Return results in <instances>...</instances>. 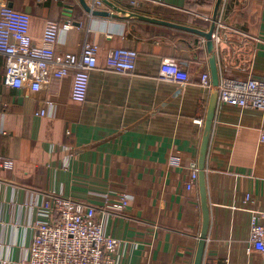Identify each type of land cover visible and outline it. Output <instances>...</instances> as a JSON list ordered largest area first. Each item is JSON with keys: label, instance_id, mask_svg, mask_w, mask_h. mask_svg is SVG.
<instances>
[{"label": "crops", "instance_id": "0c3cea01", "mask_svg": "<svg viewBox=\"0 0 264 264\" xmlns=\"http://www.w3.org/2000/svg\"><path fill=\"white\" fill-rule=\"evenodd\" d=\"M88 2L91 0H87ZM124 9L208 30L217 0H110ZM31 15L41 41L47 20L72 21L59 32V51L100 45L87 100L71 97L72 76L39 90L5 83L0 53V264L28 258L36 211L31 201L64 195L97 207L107 232L122 239L120 264H193L202 229L198 184L188 188L198 158L211 91L206 43L193 32L132 18L90 16L80 0H12ZM100 9L113 11L104 2ZM184 14V15H183ZM224 41L219 71L264 78V0L222 1ZM139 51L132 73L105 65L109 49ZM212 78V76H211ZM45 107L47 114L37 111ZM264 110L223 105L217 110L207 164L211 225L204 264H264L250 249V211L264 209ZM179 160L176 162L174 158ZM126 191L124 212L106 211L99 193ZM246 192L253 201L244 202ZM98 193V194H97Z\"/></svg>", "mask_w": 264, "mask_h": 264}, {"label": "built area", "instance_id": "2783aa9c", "mask_svg": "<svg viewBox=\"0 0 264 264\" xmlns=\"http://www.w3.org/2000/svg\"><path fill=\"white\" fill-rule=\"evenodd\" d=\"M12 0H0V53L6 57L5 83L21 88L31 86L39 90L49 85L54 79L72 76L71 97L84 103L87 100L91 73L99 65L100 45L86 41L81 52L59 51L57 49L59 32L69 30L72 21L60 22L49 19L46 22L40 42L31 34L30 13L18 10L10 5ZM132 6L146 0H128ZM227 1V0H223ZM93 8L100 9L104 0L89 1ZM199 17L212 21L208 13H196ZM226 25L217 16L212 34L216 50L224 41L222 31ZM201 45L206 38H200ZM105 65L119 73L135 71L139 51L129 46L114 47L106 54ZM202 83L210 91L213 82L209 72L203 73ZM218 89V108L223 105L237 106L240 109L264 110V78L249 76L238 78L220 73ZM37 114L45 115V107ZM204 125V120L196 119ZM259 143L264 147V126L259 129ZM177 157L174 161H178ZM15 160L0 155V168L12 169ZM199 167L191 174L188 188L198 184ZM98 194V193H97ZM106 211L124 212L132 199L126 191L99 193ZM253 201L252 194L246 192L244 202ZM36 211L32 223L34 236L28 258L16 264H120L121 250L125 242L107 232L98 218L97 207L64 195H49L40 202L31 201ZM250 211V249L264 255V209Z\"/></svg>", "mask_w": 264, "mask_h": 264}, {"label": "water", "instance_id": "95a60500", "mask_svg": "<svg viewBox=\"0 0 264 264\" xmlns=\"http://www.w3.org/2000/svg\"><path fill=\"white\" fill-rule=\"evenodd\" d=\"M222 1L223 0H217L215 9L213 12V20L211 22L210 28L208 30H205L199 27H195V26H191V25H187L183 23H178L174 21H169V20L145 15V14L139 13L134 10L124 9L117 5H114V3L111 2L110 0H104V2L112 6L113 11L93 8L92 5H90V3L87 0H80L84 10L90 16L117 17V18H123V19L137 18V19L149 21L151 23L165 25L168 27L193 32V33H196L206 38V45H207V50H208V55H209L211 76H212V82H213V89L211 91L210 98H209L207 114H206L205 122H204L203 137H202L200 153H199V158H198V167H199L198 186H199V191L201 195V207H202L203 220H202L201 234L199 237V242H198L193 264H204L207 240H208V235H209L210 225H211V207H210L209 190H208L207 164H208V158H209V153H210L211 137H212V133L214 130V122H215L217 110H218L219 94H218L217 87L220 82L218 57L216 53L215 43L212 38V34L215 30L216 19H217L218 11H219ZM10 5L12 6V3H10Z\"/></svg>", "mask_w": 264, "mask_h": 264}, {"label": "rangeland", "instance_id": "374dc122", "mask_svg": "<svg viewBox=\"0 0 264 264\" xmlns=\"http://www.w3.org/2000/svg\"><path fill=\"white\" fill-rule=\"evenodd\" d=\"M184 15V14H183Z\"/></svg>", "mask_w": 264, "mask_h": 264}]
</instances>
